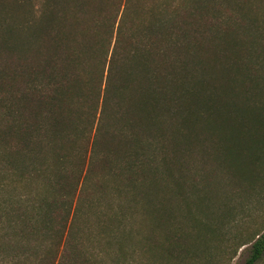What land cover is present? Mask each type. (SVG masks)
<instances>
[{
	"label": "trees",
	"instance_id": "trees-1",
	"mask_svg": "<svg viewBox=\"0 0 264 264\" xmlns=\"http://www.w3.org/2000/svg\"><path fill=\"white\" fill-rule=\"evenodd\" d=\"M229 176L264 189V0H0V264L208 254Z\"/></svg>",
	"mask_w": 264,
	"mask_h": 264
},
{
	"label": "rangeland",
	"instance_id": "rangeland-1",
	"mask_svg": "<svg viewBox=\"0 0 264 264\" xmlns=\"http://www.w3.org/2000/svg\"><path fill=\"white\" fill-rule=\"evenodd\" d=\"M213 187L216 189L212 194L203 197L206 201L205 205L213 206L205 211L213 218L214 225V231L208 238L209 241L206 240L210 245L208 254L199 253V257L183 258L181 264H244L248 258L251 244L241 248L240 245L254 238L256 233L264 232V189L257 185L255 188L259 190V193L252 192L250 189L240 191L239 185H236L233 177L230 176L214 186L212 185ZM170 205H176L175 201H170ZM174 215L177 219L176 222L179 221L178 228L197 238L196 228H192L190 223L182 221L180 224V218L183 217L181 209ZM170 226L172 225L170 224ZM133 233V239L125 244V254L120 255L122 260L130 264H178L175 259H165L159 250L155 251L151 258L146 257L140 251L138 240H143V234L145 236L150 234L149 228L143 231L135 229ZM157 239H160V242L163 241L161 237ZM110 261L111 259L106 258L104 263H110ZM257 264H264V257Z\"/></svg>",
	"mask_w": 264,
	"mask_h": 264
}]
</instances>
